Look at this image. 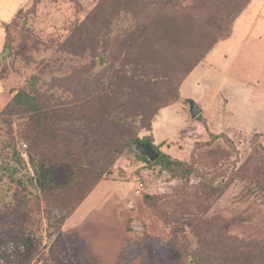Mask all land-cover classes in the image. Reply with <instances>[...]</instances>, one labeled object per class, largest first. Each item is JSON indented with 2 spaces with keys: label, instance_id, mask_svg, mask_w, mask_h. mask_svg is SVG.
<instances>
[{
  "label": "rangeland",
  "instance_id": "374dc122",
  "mask_svg": "<svg viewBox=\"0 0 264 264\" xmlns=\"http://www.w3.org/2000/svg\"><path fill=\"white\" fill-rule=\"evenodd\" d=\"M224 2L24 1L0 59V264H264V131L215 122L236 108L263 120L264 99L222 102L264 89V35L237 63L214 45L168 77L202 35L227 38ZM258 2L243 21L256 32ZM235 75L245 89L228 94ZM136 139L175 164L144 160Z\"/></svg>",
  "mask_w": 264,
  "mask_h": 264
},
{
  "label": "crops",
  "instance_id": "0c3cea01",
  "mask_svg": "<svg viewBox=\"0 0 264 264\" xmlns=\"http://www.w3.org/2000/svg\"><path fill=\"white\" fill-rule=\"evenodd\" d=\"M24 1L25 0H0V7H1V5H3L4 13H5L2 16L3 10L0 11V25H2L1 23H4V25H5V23L10 22L12 20V18L17 14V12L20 11ZM260 3L261 2H258V0H252L247 5V7L240 13V15L235 19L230 35L226 39L219 41L215 44L217 46H219L220 44L224 45V46H220L222 49H226V47H228L227 50L221 54L222 61L220 63H222L223 61L226 62L228 60V56L232 59V61L237 63L241 57H242V59L244 58V55H245V57H247L246 51H252V49L254 50L256 48V46L262 42V40H260L259 36L264 35V30L256 32V30H255L256 27H254V25H255L254 23L252 24V26H245V24L243 23V21L245 19H249V20L254 19V18L256 19V17H257L256 14H258V16H259V12H258L259 9H258L257 5ZM263 4H264V2H263ZM251 36H253V38H250ZM4 41H5V30L3 27L2 30H0V52H1V50L4 49L3 48ZM229 41H230V44H229ZM221 48L216 49V47H215L211 51L210 55L212 57L208 63L211 67L216 68V67L220 66V63L217 64L216 62H214L213 57H216L218 50H221ZM251 54H255V53L253 52ZM253 59L255 61H262L261 59L260 60L257 59L256 55L253 56ZM239 65H241V64H239ZM234 67L236 68V66H234ZM226 71L227 70H225V72ZM226 76H228V74ZM226 80H227L226 78H223V73H222L221 82H225ZM229 83H232L234 86L228 87ZM244 83L245 82H243V80L241 79V77H239V75H235V77L230 78L228 80V82H226L227 87L224 89L228 94L230 91L231 92L239 91V90L243 91V89H245V88H243V87H245V86H243ZM222 85H223V83H222ZM222 85L220 84V90H221ZM246 90L249 92H246V94L243 93L238 98L239 102L234 103L233 100H230V101H223L222 103H225L226 105L228 104V106L230 108L231 107L233 108L238 103H241L244 101L247 102V100H250L253 96L264 99V96H263L264 95V89H261L259 87L258 90L257 89H250V88H247ZM242 96H244V97L241 98ZM252 101L255 102L256 99L252 98ZM169 107L170 106L162 108V110L159 112V114H161L162 111H164V109L169 108ZM234 110H237L238 114H237V112L235 114H233L232 112L227 111V110L225 113H219V117L215 120L216 127L221 126L220 128H224L227 130L229 129L231 131H234L235 129L248 130V129H253L255 127V128H257V131H264V117H263V120H258L257 118H255V119L253 118L250 110H248L247 113H245V112L241 113L240 111H243V110H241L239 108H236ZM257 110H259V108H257ZM201 112H202V110H201ZM159 114H157V117ZM242 114H244V116H242ZM248 116H249V119L247 120L246 118ZM156 123H157V119L154 120L151 124L152 129H150V130L153 132V137H156V133H155ZM228 123H230L229 124L230 127L227 128L224 125H226Z\"/></svg>",
  "mask_w": 264,
  "mask_h": 264
},
{
  "label": "trees",
  "instance_id": "16d2710c",
  "mask_svg": "<svg viewBox=\"0 0 264 264\" xmlns=\"http://www.w3.org/2000/svg\"><path fill=\"white\" fill-rule=\"evenodd\" d=\"M252 0H230V2H224L223 3V6H221V12H220V16H217L218 18H215L217 19L218 21V30L220 32H224L227 34L226 30H227V24H231V28H230V31H229V35L232 31V26H233V22L234 20L240 15V13L247 7V5L251 2ZM22 10V9H21ZM182 14V17L183 19L185 18L186 19V14L185 12H181ZM17 15V14H16ZM16 15L12 18V20L8 23H5L4 25V30H5V41H4V45H3V48H5V44L7 42V30H6V27L8 24H10L14 18L16 17ZM214 33V32H213ZM228 35V36H229ZM167 37L170 36V38L174 39V37L172 35H170L169 33H167L166 35ZM227 36V37H228ZM164 35H160L159 36V39H164ZM199 41V42H198ZM198 43L197 44H194L191 48L194 49L193 53H192V56L187 60V61H183L181 62V58L183 55L180 56V59H179V62H178V65L180 64V68H181V71L179 74H169L168 77L169 79L171 77H177V76H182L181 77V81L192 71V69L199 63L201 62V60L204 58V56L206 55V53L208 51H210V49H212L214 47V45L219 42V40H217L216 37L214 36H211V32L209 34H204L202 35L199 39H198ZM161 51V52H160ZM160 54H163V53H168L169 50H164V49H160ZM178 71V70H177ZM171 95H165V96H162L163 100H169V99H174L176 101V98L179 97V95H177L176 93H174V97L171 98L170 97ZM157 112H152V117H154L156 115ZM152 122V121H151ZM151 122L150 123H147V128L150 130L151 129ZM134 141H139L138 139L134 140ZM142 142V141H141ZM145 143H149L152 147H154L156 149V147L154 146V144H152V141L146 139L144 141ZM157 150V149H156ZM158 151V150H157ZM159 152V156L156 158L155 162L157 163H160L161 165H164L165 167H168L170 166L171 164H175L174 161H169L170 158L167 157V155H165L164 153ZM143 156V155H142ZM167 157V158H166ZM147 157H143L144 160H147L148 161V158L146 159ZM42 168V170L44 171L45 175L47 173H49L50 171H47L43 166H40ZM44 176V175H43ZM39 182L40 184L43 183L41 181V179H39ZM260 184V183H259ZM25 259H27V255H25Z\"/></svg>",
  "mask_w": 264,
  "mask_h": 264
},
{
  "label": "water",
  "instance_id": "95a60500",
  "mask_svg": "<svg viewBox=\"0 0 264 264\" xmlns=\"http://www.w3.org/2000/svg\"><path fill=\"white\" fill-rule=\"evenodd\" d=\"M8 52H9V48L5 47L2 53L0 54L1 61L3 60L4 56L8 57ZM190 104H191L190 106L191 116L195 117L201 111V108L192 101L190 102ZM135 144H136V149L138 150V152L141 155L147 157L150 161L156 160V158L159 156V152L154 147H152L149 143L137 141Z\"/></svg>",
  "mask_w": 264,
  "mask_h": 264
}]
</instances>
